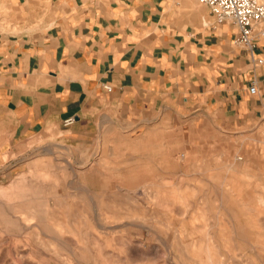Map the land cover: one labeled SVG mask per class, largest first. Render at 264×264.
<instances>
[{
  "label": "rangeland",
  "instance_id": "1",
  "mask_svg": "<svg viewBox=\"0 0 264 264\" xmlns=\"http://www.w3.org/2000/svg\"><path fill=\"white\" fill-rule=\"evenodd\" d=\"M222 119L107 95L26 141L0 167V264H264V114Z\"/></svg>",
  "mask_w": 264,
  "mask_h": 264
},
{
  "label": "crops",
  "instance_id": "2",
  "mask_svg": "<svg viewBox=\"0 0 264 264\" xmlns=\"http://www.w3.org/2000/svg\"><path fill=\"white\" fill-rule=\"evenodd\" d=\"M0 3L9 17L0 28V167L107 95L148 117L184 106L219 111L224 126L263 117L264 68L235 44L233 25H201L193 0Z\"/></svg>",
  "mask_w": 264,
  "mask_h": 264
},
{
  "label": "built area",
  "instance_id": "3",
  "mask_svg": "<svg viewBox=\"0 0 264 264\" xmlns=\"http://www.w3.org/2000/svg\"><path fill=\"white\" fill-rule=\"evenodd\" d=\"M206 6L212 17V25L228 23L234 26L236 32L234 42L247 52L249 62L253 67L264 68V46L259 44L264 39V0H198ZM106 91L112 88L103 85ZM254 80L249 86V92L254 93ZM75 117L63 120V126H71Z\"/></svg>",
  "mask_w": 264,
  "mask_h": 264
},
{
  "label": "bare ground",
  "instance_id": "4",
  "mask_svg": "<svg viewBox=\"0 0 264 264\" xmlns=\"http://www.w3.org/2000/svg\"><path fill=\"white\" fill-rule=\"evenodd\" d=\"M204 22H206V21L204 20Z\"/></svg>",
  "mask_w": 264,
  "mask_h": 264
}]
</instances>
